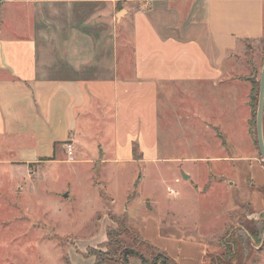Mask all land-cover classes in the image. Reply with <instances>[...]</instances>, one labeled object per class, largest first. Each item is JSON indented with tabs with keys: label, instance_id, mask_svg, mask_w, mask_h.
<instances>
[{
	"label": "crops",
	"instance_id": "0c3cea01",
	"mask_svg": "<svg viewBox=\"0 0 264 264\" xmlns=\"http://www.w3.org/2000/svg\"><path fill=\"white\" fill-rule=\"evenodd\" d=\"M0 2V197L14 187L19 193L39 187L55 194L41 185L50 181L45 172L66 156V143L73 147L72 164L101 167L115 190L126 183L124 199L137 187L142 191L136 166L145 171L166 162L186 168L214 163L220 178L246 163L251 184L264 187V165L250 135V85L242 79L249 73L241 72L235 57L240 47L264 36V0ZM188 87L212 92L210 155H173L159 137V97L169 102L172 88ZM181 94L184 105L176 117L191 118L196 132L205 107L199 101L189 107L188 90ZM239 108L243 155L234 138ZM187 188L193 198L201 192ZM99 225L111 227L106 218ZM155 230L148 216L144 240L156 244ZM168 242L167 252L180 264H201L204 243Z\"/></svg>",
	"mask_w": 264,
	"mask_h": 264
},
{
	"label": "rangeland",
	"instance_id": "374dc122",
	"mask_svg": "<svg viewBox=\"0 0 264 264\" xmlns=\"http://www.w3.org/2000/svg\"><path fill=\"white\" fill-rule=\"evenodd\" d=\"M235 57L241 72L248 74L253 66L259 81L264 36L240 47ZM184 90H188L189 107L195 106L196 101L205 107L206 115L195 125L196 132L191 128V118L176 117L179 107L184 105L179 102ZM170 95L169 102L163 96L158 100L161 142L170 145L173 155H210L214 143L213 113H208L211 89L172 88ZM241 97L239 90L237 99ZM237 113L234 138L236 145L242 147L237 154L243 155V146L247 145L242 128L244 111L239 108ZM250 135L254 153L261 161L255 130ZM61 160L45 172L50 181H42L41 185L55 194H47L39 187L30 193H19L14 187L9 196L0 197V264H65L67 260L70 264H92L93 257H85L88 250L106 252L102 246L107 240L106 229L99 225L102 218L110 220L112 229L118 228L115 220L124 221L127 233L120 241L147 260L158 251L171 264H180L167 252L166 244L172 240L204 243L201 264H264V187L256 189L251 184L246 163L231 167L230 178L217 176L219 169L214 163L186 168L184 163L166 162L147 166L145 171L136 166V187L141 176L145 177L142 191L138 194L137 187L124 199L122 187L126 183L115 190L112 180L106 182L109 174L102 172L101 167H79L67 155ZM181 172L189 177L187 181L182 179ZM128 178L129 175L125 182ZM218 181L222 182L221 190L219 183L215 184ZM189 183L204 193L193 198L187 188ZM230 193L232 198L228 197ZM68 194L70 198L65 199ZM148 216L156 222L152 233L156 235V244L143 237ZM104 237L105 241L99 243ZM105 264L118 263L109 255ZM128 264L141 262L138 257H129Z\"/></svg>",
	"mask_w": 264,
	"mask_h": 264
},
{
	"label": "trees",
	"instance_id": "16d2710c",
	"mask_svg": "<svg viewBox=\"0 0 264 264\" xmlns=\"http://www.w3.org/2000/svg\"><path fill=\"white\" fill-rule=\"evenodd\" d=\"M1 7V2H0ZM246 82L250 85V91L248 96V106L251 111V120H250V131L253 135L255 130V115H256V107H257V99H258V89H259V81L256 79V71L254 67H251V70L248 75L242 77ZM263 135H264V115H263ZM256 137V133H255ZM255 144L257 145V140L255 138ZM117 224V229H112L110 227L106 228V242L102 245L106 252H96L93 250H88L87 256L85 257H93V264H105L108 256H112L116 258V262L118 264H128L129 257H138L141 264H171L169 258L160 252L156 251V254L152 257L151 260H147L144 256L130 250L123 246L120 238L122 235L126 234L127 228L124 221H114ZM254 235V234H252ZM255 236V235H254ZM65 264H70L69 261H65Z\"/></svg>",
	"mask_w": 264,
	"mask_h": 264
},
{
	"label": "water",
	"instance_id": "95a60500",
	"mask_svg": "<svg viewBox=\"0 0 264 264\" xmlns=\"http://www.w3.org/2000/svg\"><path fill=\"white\" fill-rule=\"evenodd\" d=\"M263 115H264V61L262 63L260 77H259V89L258 99L255 115V133L258 145L259 154L264 165V135H263ZM183 180H187L188 176L181 174Z\"/></svg>",
	"mask_w": 264,
	"mask_h": 264
},
{
	"label": "built area",
	"instance_id": "2783aa9c",
	"mask_svg": "<svg viewBox=\"0 0 264 264\" xmlns=\"http://www.w3.org/2000/svg\"><path fill=\"white\" fill-rule=\"evenodd\" d=\"M65 151H66V155L68 158H71L72 156V152H73V147L71 143H66L65 144ZM171 194H175L174 192H170Z\"/></svg>",
	"mask_w": 264,
	"mask_h": 264
},
{
	"label": "flooded vegetation",
	"instance_id": "af4514ba",
	"mask_svg": "<svg viewBox=\"0 0 264 264\" xmlns=\"http://www.w3.org/2000/svg\"><path fill=\"white\" fill-rule=\"evenodd\" d=\"M262 217V216H261Z\"/></svg>",
	"mask_w": 264,
	"mask_h": 264
}]
</instances>
